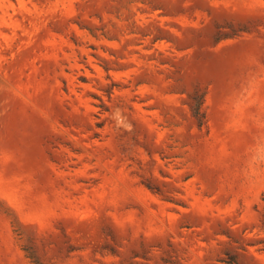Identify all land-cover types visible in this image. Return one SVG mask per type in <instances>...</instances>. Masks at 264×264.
Listing matches in <instances>:
<instances>
[{
  "label": "rangeland",
  "instance_id": "obj_1",
  "mask_svg": "<svg viewBox=\"0 0 264 264\" xmlns=\"http://www.w3.org/2000/svg\"><path fill=\"white\" fill-rule=\"evenodd\" d=\"M0 264H264V0H0Z\"/></svg>",
  "mask_w": 264,
  "mask_h": 264
}]
</instances>
